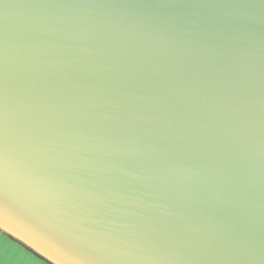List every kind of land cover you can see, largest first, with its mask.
Listing matches in <instances>:
<instances>
[{"label": "water", "instance_id": "water-1", "mask_svg": "<svg viewBox=\"0 0 264 264\" xmlns=\"http://www.w3.org/2000/svg\"><path fill=\"white\" fill-rule=\"evenodd\" d=\"M0 231L264 264V0H0Z\"/></svg>", "mask_w": 264, "mask_h": 264}, {"label": "crops", "instance_id": "crops-1", "mask_svg": "<svg viewBox=\"0 0 264 264\" xmlns=\"http://www.w3.org/2000/svg\"><path fill=\"white\" fill-rule=\"evenodd\" d=\"M0 264H52L32 249L0 231Z\"/></svg>", "mask_w": 264, "mask_h": 264}]
</instances>
